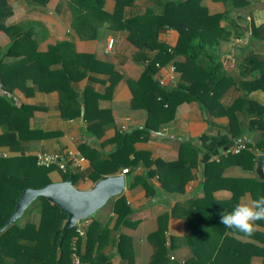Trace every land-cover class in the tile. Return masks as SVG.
<instances>
[{"label": "crops", "instance_id": "0c3cea01", "mask_svg": "<svg viewBox=\"0 0 264 264\" xmlns=\"http://www.w3.org/2000/svg\"><path fill=\"white\" fill-rule=\"evenodd\" d=\"M164 1L130 0L122 8V17L145 10L159 14ZM201 4L208 14L224 9L219 0H202ZM71 5L70 0H0V114L3 115L0 116V157H34L36 152L46 151L57 152L65 161L67 150L77 151L83 160L81 168L70 170L76 176L73 185L87 189L94 183L89 177L93 172L92 162L108 160L115 149L114 135L140 129L144 124L146 110L131 106L132 92L156 50L133 45L127 39V31L116 26L117 22L113 27L105 21L97 26L93 36L81 37L79 33L89 34L90 29L83 28L79 18L88 25L96 21L89 13L78 16ZM114 6L115 0H103L101 9L111 13ZM230 18L233 24L230 34L215 49L221 68L230 80L219 102L228 106L234 99L243 98L264 108V92L246 90L245 86L258 76V70L251 68L247 56L254 53L264 60V40L250 37L247 29L249 20L255 26L263 22L261 0H250L246 8L230 13ZM177 35L176 30L165 26L156 32V40L170 49ZM108 40L112 41L110 47ZM182 60V56L172 57L157 68L154 79L162 77L169 87L176 85L179 73L175 70L174 80L169 81L168 68L174 61ZM68 74L73 78L80 74L70 80V92L57 84ZM47 79L55 82L50 83L55 88L39 87L35 83ZM84 98L92 106L91 110L94 109L88 119L82 116L80 121ZM238 108L233 116L240 125L235 123L230 127L226 114L211 115L197 102L183 101L176 105L170 120L145 138L134 140L133 151L145 153L150 161L182 160L170 170L177 173L179 179L186 170L187 178L180 191L168 192L161 188L155 173L147 175L154 164H138L128 171L116 169L106 174L122 171L123 186L90 216L75 222H79L83 233L72 235L69 245L73 240L80 258L87 264H186L191 261L190 264H194L195 246L191 247L186 241L185 217L189 214L191 220V211L203 210V204L208 206L209 200L226 202L231 199L232 191H241L236 195L234 206L250 204L263 196L243 188L256 180L264 181L255 170L257 155L264 154V130L262 133L248 130L250 119L259 116L264 123V113H256L259 109L250 104L241 110ZM11 109L17 112H10ZM251 109L256 114L246 115ZM87 126L90 130L97 128L96 132L88 133ZM241 142L247 143L254 155L251 167L234 157L239 151L234 152L233 148ZM180 143L186 145L181 148ZM85 147L89 153L85 154ZM204 170L211 177L207 184ZM52 171L48 174L50 179L60 181L59 175ZM137 176L140 180L134 181L133 177ZM230 178L244 182L235 185L227 180ZM225 208L223 205L220 210L225 212ZM221 213L216 214L218 219ZM38 216L37 209L32 208L22 212L15 222L18 226L26 221L37 224ZM64 220L60 222V229ZM255 225L256 231L251 237L234 236V230L229 228L225 235L261 250L251 255L247 264H264V220L255 221ZM62 254L58 264H71L69 254Z\"/></svg>", "mask_w": 264, "mask_h": 264}, {"label": "trees", "instance_id": "16d2710c", "mask_svg": "<svg viewBox=\"0 0 264 264\" xmlns=\"http://www.w3.org/2000/svg\"><path fill=\"white\" fill-rule=\"evenodd\" d=\"M70 1L72 3L71 10L78 16L82 14L85 16L86 13H89L94 16L96 21L95 24L88 25L85 22L82 23V18H79L80 25L90 29L89 34L79 33L81 37L93 36L97 26L105 21L113 27H115L114 22H117L116 26L127 31V39L133 45L156 50L154 57L145 64L132 92L131 106L146 110L144 124L140 129L114 135L112 141L115 143V149L108 155V160L92 162L93 172L89 174V177L93 182L103 177L102 175L115 172L116 169L128 171L138 164L143 166L154 164L155 167L150 169L147 175L155 173L161 188L168 192L180 191L185 178H187V172L184 170V174H181L182 177L180 176L179 179V175L170 169L181 164L182 160L172 163H162L160 160L150 161L146 158L145 153L140 154L133 151L132 148L134 140L145 138L149 132L157 130L160 124L170 120L176 105L180 102L195 101L203 111L211 115L224 113L229 118L230 127L235 123L240 125L236 116H233V112L239 105V110L250 104L255 109H259V112L256 113H264L262 106L243 98L234 99L228 106H223L219 102V97L230 84V80L221 68V60L215 49L217 44L226 40L230 34V28L233 26L230 21V13L246 8L250 0H219L223 3L224 9L215 14L207 13L201 4L202 0H166L162 3V10L159 14L145 10L141 14L127 18L122 17V8L130 0H115V6L111 13H106L101 9L103 0ZM261 4L262 24L255 26L250 20L247 23L250 37L258 41L264 40V0H261ZM165 26L176 30L178 34L177 40L170 50L167 45L160 44L156 40V32ZM75 30L78 31V28L75 27ZM176 55L183 57L182 61H174V68L179 73V81L171 87L167 86L166 82H163L162 85L158 84L154 79V74L157 71L155 63L162 66ZM35 60L37 62V59ZM247 60L252 63L253 70H258V76L253 81L245 83L246 90L260 89L264 92V60L258 58L254 53H250ZM79 76L80 74L76 77ZM74 78L68 74L57 84H61L64 90L70 92L69 82ZM51 82L55 83L49 79L44 82L35 81L39 87L55 88L50 84ZM1 83L6 85V82L2 80ZM93 97L95 98V96ZM93 97H89L91 101H94ZM87 100L83 99V118L85 120L89 118L94 109L91 110L92 106ZM1 104L0 100V106ZM93 107H95L94 103ZM10 112L17 111L11 109ZM256 113L253 109L245 112L246 115ZM0 116L3 115L0 114ZM96 129L91 128L90 130L88 126L86 128L88 133L96 132ZM250 129L260 130L262 133L264 123L259 119V116L257 119L248 121V130ZM243 144L245 149L239 150L237 154H234V157L251 167L254 155L248 150L249 145ZM180 145L182 148L186 143H180ZM87 149V147L84 148L85 154L89 153ZM130 154H132L131 158H129ZM53 169L55 168L37 166L34 157L31 156L0 157V227L9 216L22 189H36L50 183L52 180L48 174ZM58 172L60 180H65L71 173V183H74L76 176L73 172L70 170ZM166 172H168L167 175ZM204 173V183L207 184V180H211V177L206 173V170ZM133 179L134 181L140 180L138 176ZM227 180L235 185L239 184V181L244 182L233 178ZM141 182L147 187L145 181L141 180ZM243 190H250V192L253 191L264 196V181L250 182ZM240 192V190L232 191L231 199L226 202L209 200L208 206L203 204V210L191 211V220L189 214L185 217L188 227L186 241L191 247L195 246L192 257L195 261L194 264H219L222 262L224 264H247L251 255L261 253L260 249L250 244L240 243L227 237L225 235L226 227L216 217L217 213L222 212L220 208L223 205H226L225 212L233 210L236 195ZM210 206L212 208H209ZM32 208L37 209L39 214L37 224L26 221L22 226H18L14 221L0 230V264H58L60 254H66L65 256L69 254V239L75 234L74 227H70L62 233L61 243L57 246L60 222L66 218L65 213L45 197H35L23 213ZM82 259L84 260V258Z\"/></svg>", "mask_w": 264, "mask_h": 264}, {"label": "water", "instance_id": "95a60500", "mask_svg": "<svg viewBox=\"0 0 264 264\" xmlns=\"http://www.w3.org/2000/svg\"><path fill=\"white\" fill-rule=\"evenodd\" d=\"M83 106H80L79 120H82ZM255 170L259 179H264V154H258ZM72 175L65 180L51 181L40 188H24L15 200V204L5 219L0 230L15 221L23 210L35 197H45L55 203L65 213L66 218L61 226L57 244L60 243L62 233L73 227L75 222L90 216L111 196L118 194L123 186L122 171L115 175H106L96 181L87 189L76 188L71 183Z\"/></svg>", "mask_w": 264, "mask_h": 264}, {"label": "built area", "instance_id": "2783aa9c", "mask_svg": "<svg viewBox=\"0 0 264 264\" xmlns=\"http://www.w3.org/2000/svg\"><path fill=\"white\" fill-rule=\"evenodd\" d=\"M112 41L108 40L107 45L108 47L111 46ZM168 50H170L168 48ZM155 66L157 68H160L158 63H155ZM174 74H175V68L174 64H171L168 68V73H167V78L169 81L174 80ZM157 82L159 84H163V78H158ZM166 85L169 86V83L166 82ZM244 149V144L243 143H238L234 148V152H238L239 150ZM35 159V164L37 166H42V167H54L56 170L61 171V172H66L68 170H74V169H79L81 168V162L83 160L82 156L77 152V151H72V150H67L66 151V160L61 159V155H59L57 152H46V151H39L36 152L34 155ZM75 233L78 235H82L83 230L79 225V222H77L74 225ZM69 256L71 260V264H87L84 260L80 258L76 251L75 243L73 240H71L70 245H69ZM170 258H172L170 256Z\"/></svg>", "mask_w": 264, "mask_h": 264}, {"label": "clouds", "instance_id": "9594fccd", "mask_svg": "<svg viewBox=\"0 0 264 264\" xmlns=\"http://www.w3.org/2000/svg\"><path fill=\"white\" fill-rule=\"evenodd\" d=\"M264 220V196L251 203H238L231 212H222L220 223L233 229V235L243 234L251 237L256 231L255 221Z\"/></svg>", "mask_w": 264, "mask_h": 264}, {"label": "rangeland", "instance_id": "374dc122", "mask_svg": "<svg viewBox=\"0 0 264 264\" xmlns=\"http://www.w3.org/2000/svg\"><path fill=\"white\" fill-rule=\"evenodd\" d=\"M53 173L52 174H57V175H59V173L58 172H54V171H52ZM60 177V175L58 176V178ZM74 184V183H73Z\"/></svg>", "mask_w": 264, "mask_h": 264}]
</instances>
